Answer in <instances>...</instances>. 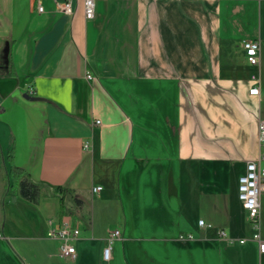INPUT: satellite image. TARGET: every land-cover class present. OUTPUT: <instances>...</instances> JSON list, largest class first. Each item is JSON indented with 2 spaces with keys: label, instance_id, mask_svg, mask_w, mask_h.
Returning <instances> with one entry per match:
<instances>
[{
  "label": "crops",
  "instance_id": "0c3cea01",
  "mask_svg": "<svg viewBox=\"0 0 264 264\" xmlns=\"http://www.w3.org/2000/svg\"><path fill=\"white\" fill-rule=\"evenodd\" d=\"M84 2L0 0V264H264L238 196L262 152L264 0ZM66 223L74 259L48 237Z\"/></svg>",
  "mask_w": 264,
  "mask_h": 264
},
{
  "label": "built area",
  "instance_id": "2783aa9c",
  "mask_svg": "<svg viewBox=\"0 0 264 264\" xmlns=\"http://www.w3.org/2000/svg\"><path fill=\"white\" fill-rule=\"evenodd\" d=\"M85 17L92 19L95 13L94 0H85ZM58 9L67 15L73 14V5L71 1L58 4ZM38 11L42 12L43 7L38 6ZM247 56V61L251 66H258L260 63L261 44L259 40H246L242 43ZM91 78V76H88ZM253 88L249 91L250 95L259 94V78L252 76ZM99 123V121H97ZM259 140L261 153L258 159L247 163L246 173L239 178L238 196L239 200L246 212L248 223L252 229L251 239L258 244L261 254H264V238H263V223L260 205V196L264 192V119L259 122ZM101 187H96L94 191L98 192ZM51 223V222H50ZM200 226H204L205 222L201 220ZM220 238L226 239L227 235L224 231L219 232ZM80 236V230L72 227L69 223L62 226L51 228L48 232V237L60 241V255L64 258H76V248L73 246V241ZM1 237V234H0ZM121 237L120 230L111 231L106 239V245L103 249V260L110 262L113 258V243ZM240 243H244L246 239H240Z\"/></svg>",
  "mask_w": 264,
  "mask_h": 264
},
{
  "label": "trees",
  "instance_id": "16d2710c",
  "mask_svg": "<svg viewBox=\"0 0 264 264\" xmlns=\"http://www.w3.org/2000/svg\"><path fill=\"white\" fill-rule=\"evenodd\" d=\"M11 177L14 180L13 188L18 190V196L30 202H39L44 193L41 185L31 181L22 169L15 166L11 169Z\"/></svg>",
  "mask_w": 264,
  "mask_h": 264
},
{
  "label": "water",
  "instance_id": "95a60500",
  "mask_svg": "<svg viewBox=\"0 0 264 264\" xmlns=\"http://www.w3.org/2000/svg\"><path fill=\"white\" fill-rule=\"evenodd\" d=\"M24 97H25L26 99H29V100H32V101H42V100H44V99H42V98H40V97H32V96H30V95H28V94H25Z\"/></svg>",
  "mask_w": 264,
  "mask_h": 264
},
{
  "label": "rangeland",
  "instance_id": "374dc122",
  "mask_svg": "<svg viewBox=\"0 0 264 264\" xmlns=\"http://www.w3.org/2000/svg\"><path fill=\"white\" fill-rule=\"evenodd\" d=\"M1 162H2V159L0 158V164H1ZM264 192H262V194H263ZM262 194H261V196H262ZM261 196H260V199H261Z\"/></svg>",
  "mask_w": 264,
  "mask_h": 264
}]
</instances>
